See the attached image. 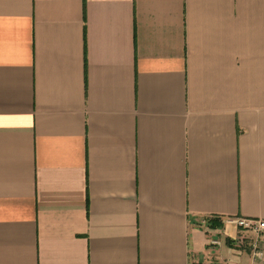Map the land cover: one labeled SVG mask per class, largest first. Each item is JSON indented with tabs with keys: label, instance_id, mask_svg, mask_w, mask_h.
Returning a JSON list of instances; mask_svg holds the SVG:
<instances>
[{
	"label": "crops",
	"instance_id": "obj_1",
	"mask_svg": "<svg viewBox=\"0 0 264 264\" xmlns=\"http://www.w3.org/2000/svg\"><path fill=\"white\" fill-rule=\"evenodd\" d=\"M234 217L264 219V0H0V264H264Z\"/></svg>",
	"mask_w": 264,
	"mask_h": 264
},
{
	"label": "built area",
	"instance_id": "obj_2",
	"mask_svg": "<svg viewBox=\"0 0 264 264\" xmlns=\"http://www.w3.org/2000/svg\"><path fill=\"white\" fill-rule=\"evenodd\" d=\"M226 221L235 224L240 229L249 230L256 234L264 232V219L234 217L226 219ZM208 242L212 245L219 244V240L213 237H211ZM252 254L258 260L264 259V251L259 249L256 243L252 244Z\"/></svg>",
	"mask_w": 264,
	"mask_h": 264
},
{
	"label": "trees",
	"instance_id": "obj_3",
	"mask_svg": "<svg viewBox=\"0 0 264 264\" xmlns=\"http://www.w3.org/2000/svg\"><path fill=\"white\" fill-rule=\"evenodd\" d=\"M207 222H208V221H207ZM209 227L214 228L215 226H212V225H211V226H209Z\"/></svg>",
	"mask_w": 264,
	"mask_h": 264
}]
</instances>
